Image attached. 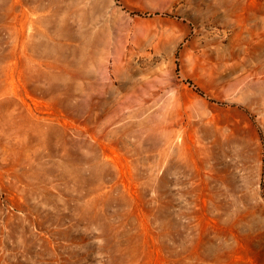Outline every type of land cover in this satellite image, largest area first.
Masks as SVG:
<instances>
[{
    "label": "rangeland",
    "instance_id": "rangeland-1",
    "mask_svg": "<svg viewBox=\"0 0 264 264\" xmlns=\"http://www.w3.org/2000/svg\"><path fill=\"white\" fill-rule=\"evenodd\" d=\"M0 264H264V0H0Z\"/></svg>",
    "mask_w": 264,
    "mask_h": 264
}]
</instances>
